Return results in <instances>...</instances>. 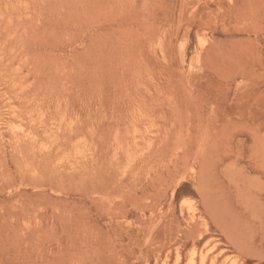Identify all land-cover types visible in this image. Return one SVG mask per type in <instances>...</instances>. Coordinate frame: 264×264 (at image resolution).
Masks as SVG:
<instances>
[{
	"label": "rangeland",
	"instance_id": "rangeland-1",
	"mask_svg": "<svg viewBox=\"0 0 264 264\" xmlns=\"http://www.w3.org/2000/svg\"><path fill=\"white\" fill-rule=\"evenodd\" d=\"M0 264H264V0H0Z\"/></svg>",
	"mask_w": 264,
	"mask_h": 264
},
{
	"label": "bare ground",
	"instance_id": "bare-ground-1",
	"mask_svg": "<svg viewBox=\"0 0 264 264\" xmlns=\"http://www.w3.org/2000/svg\"><path fill=\"white\" fill-rule=\"evenodd\" d=\"M248 252H249V250H248ZM194 256V255H193ZM217 259V258H216ZM193 262V261H192ZM194 263V262H193Z\"/></svg>",
	"mask_w": 264,
	"mask_h": 264
}]
</instances>
